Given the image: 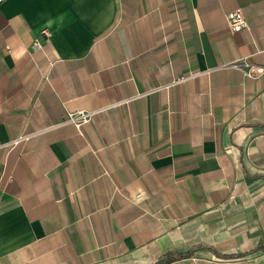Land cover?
Returning a JSON list of instances; mask_svg holds the SVG:
<instances>
[{"label": "crops", "instance_id": "0c3cea01", "mask_svg": "<svg viewBox=\"0 0 264 264\" xmlns=\"http://www.w3.org/2000/svg\"><path fill=\"white\" fill-rule=\"evenodd\" d=\"M243 59L264 66V0H0V264H264Z\"/></svg>", "mask_w": 264, "mask_h": 264}, {"label": "built area", "instance_id": "2783aa9c", "mask_svg": "<svg viewBox=\"0 0 264 264\" xmlns=\"http://www.w3.org/2000/svg\"><path fill=\"white\" fill-rule=\"evenodd\" d=\"M227 20H228L229 28L232 32H239L243 29H249L250 28L248 18L246 17V15L244 14V12L241 8H238V9L228 13ZM41 35L46 37L47 39H49L51 37V32L49 30L45 29V30H42ZM40 48H42V41L39 38H36V40L34 41V44H33V49L38 50ZM222 67H224V68H226V67L237 68V69L241 70L244 73V75L248 78H258L259 76L264 74V66H258L256 64L249 62L246 59L234 61V62L226 64ZM196 75L197 74L188 75V76H181L180 78H178L174 82L167 84V85L163 86L162 88H158L156 90L144 92L142 94H139V95L131 97V98H126L124 100H120L114 104H111L109 106H105L103 108H99V109H95V110H79V111H73V112L68 111L66 118L63 121V123L73 124L78 130H81L83 128V126L86 125L87 123H89L95 115H97L101 112L107 111V110L114 108V107H117V106H121V105L126 104V103H128V102H130L136 98L147 96V95H149V94H151L157 90L169 88L175 84L184 82V81L188 80L189 78H192ZM27 138H28V136H23V137L17 138L15 140H13V142H11L10 145H15V144L19 143L20 141L27 139Z\"/></svg>", "mask_w": 264, "mask_h": 264}]
</instances>
